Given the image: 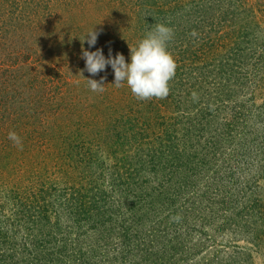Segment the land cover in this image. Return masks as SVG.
Here are the masks:
<instances>
[{
    "label": "rangeland",
    "instance_id": "rangeland-1",
    "mask_svg": "<svg viewBox=\"0 0 264 264\" xmlns=\"http://www.w3.org/2000/svg\"><path fill=\"white\" fill-rule=\"evenodd\" d=\"M156 23L169 94L90 90ZM0 264H264V0H0Z\"/></svg>",
    "mask_w": 264,
    "mask_h": 264
},
{
    "label": "clouds",
    "instance_id": "clouds-1",
    "mask_svg": "<svg viewBox=\"0 0 264 264\" xmlns=\"http://www.w3.org/2000/svg\"><path fill=\"white\" fill-rule=\"evenodd\" d=\"M94 29L95 26L87 31L82 41L81 58L85 61L82 72L87 71L95 76L104 71L106 66H110L114 72L112 84L120 87L126 83L138 99L163 98L169 94V81L174 77L176 70V61L167 49V44L173 36L171 27L165 23H156L135 46H129L128 61L122 53L117 52L113 56L111 49L107 57L102 48L90 50L96 45L100 35V32ZM84 41L87 42V48H83ZM104 79L105 77H101L98 81L87 78L90 90L101 93L105 91ZM8 139L18 148L23 147L21 138L15 131L8 133Z\"/></svg>",
    "mask_w": 264,
    "mask_h": 264
},
{
    "label": "trees",
    "instance_id": "trees-1",
    "mask_svg": "<svg viewBox=\"0 0 264 264\" xmlns=\"http://www.w3.org/2000/svg\"><path fill=\"white\" fill-rule=\"evenodd\" d=\"M58 19H59V17H57ZM60 22H62L61 20H58L56 23L57 24H60ZM98 27V30L97 31H99L100 32V34H102V29L104 28V24H96ZM115 25H117V24H115ZM52 27L53 26H51V28H48V27H46V28H48V30L49 31H46V32H51V30H52ZM81 28L84 30V31H89L90 29L89 28H87L86 26H83V25H81ZM84 35H85V33L84 34H80V35H78V37H76L75 39H72L70 42L71 43H74V44H76L77 45V47L79 48V47H82V41H83V38H84ZM88 47V45H87V42L86 41H84L83 42V48H87ZM101 47V45L97 42L96 43V45L92 48V49H90V50H95L96 48H100ZM85 68V64H84V66H83V69ZM105 73V72H104ZM83 74H84V78H85V80H87V78H92V79H96V80H100V78L101 77H105V79H104V84H105V86L107 85V86H114V87H116L115 85H113L112 83L114 82V76H112V77H110V76H106L105 74H103V73H98L97 75H95V76H92L90 73H88L87 71H83ZM74 80H76V79H74ZM74 80H72L70 83L72 84V82L74 81ZM70 85V84H69ZM73 86V85H72ZM70 87H71V85H70ZM65 95H66V93H65ZM74 102L70 99L69 101H68V103H67V108H68V110H70V109H73V106H74ZM106 123L107 122H101V123H99L100 125H96L99 129L97 130L98 131V133H99V136H100V138H101V140L103 141V143L105 144V143H107V141H105V137H106V134H107V130L109 129L108 128V126H106ZM82 124V123H81ZM102 124L104 125V126H102ZM76 128H78V127H75V129ZM81 128H83V127H81ZM43 130V129H42ZM91 130H93V129H91ZM70 131H65L63 128H60V130H59V134H58V136L57 137H63L64 135H66L67 133H69ZM25 135V134H24ZM135 135V133H133L132 134V136H134ZM76 138H78L77 136H76ZM64 140H65V138H63ZM71 142L72 141H70L69 139H67V137H66V143H65V145H71Z\"/></svg>",
    "mask_w": 264,
    "mask_h": 264
}]
</instances>
